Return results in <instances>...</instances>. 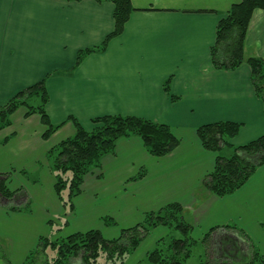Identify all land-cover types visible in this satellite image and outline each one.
Instances as JSON below:
<instances>
[{
	"label": "crops",
	"instance_id": "obj_1",
	"mask_svg": "<svg viewBox=\"0 0 264 264\" xmlns=\"http://www.w3.org/2000/svg\"><path fill=\"white\" fill-rule=\"evenodd\" d=\"M240 2L130 0L134 11L122 33L104 52L76 64L78 52L99 46L112 33L111 0H0V105L44 80L45 112L50 124L59 126L44 139L40 117L20 107L0 130V175H8L7 188L16 192L0 200L6 263L23 264L40 238L96 230L115 239L146 213L171 204L191 218L205 262H233L238 255L248 258L253 249L262 252L255 240L264 247V166L232 195L214 197L201 182L212 171L215 154L196 136L197 128L219 122L241 126L230 140L235 148L264 135L263 104L248 66L221 71L210 62L217 24ZM244 55L264 60V10L251 17ZM104 116L164 124L179 145L155 158L136 137L118 140L114 152L84 177L70 208L68 191L60 197L54 191L48 152L75 134L70 119L91 132V121ZM157 229L124 264L144 245L142 258L156 248L163 239L154 234Z\"/></svg>",
	"mask_w": 264,
	"mask_h": 264
},
{
	"label": "trees",
	"instance_id": "obj_2",
	"mask_svg": "<svg viewBox=\"0 0 264 264\" xmlns=\"http://www.w3.org/2000/svg\"><path fill=\"white\" fill-rule=\"evenodd\" d=\"M111 2L114 7L112 33L99 46L78 52L76 64L85 55L104 52L108 42L122 33L134 9L130 0ZM259 10H264V0H241L240 3L231 6L217 24L215 42L210 49V62L216 70L221 71H234L246 64L250 70L251 86L256 97L262 102L264 111V60L246 58L244 55L248 25L253 13ZM164 90L168 92L167 84ZM47 102L44 80L17 92L4 105H0V130L10 125V117L18 108L24 107L27 109V115L37 114L40 117L41 123L46 127L42 137L48 138L59 126L50 124L45 112ZM70 120L75 126V134L48 152L50 169L55 178L54 191L58 197L63 190L68 191L67 203L70 208L71 200L81 193L84 177L99 168L103 157L114 152L118 140L136 137L140 139L148 154L155 158L170 154L179 145V140L173 136L168 126L144 119L104 116L91 121L94 127L91 132L84 131L75 120ZM240 127L235 123L219 122L203 125L196 130L202 148L215 154L214 167L201 182L202 189L214 197L232 195L244 186L258 168L264 166V135L240 147L235 148L230 144V140L236 137ZM224 150L229 151V155H221ZM7 180V174L0 175L2 201H8L16 194L7 188ZM11 210L17 209L13 207ZM182 212L183 208L180 205L171 204L157 212L146 213L141 223L121 230L120 236L112 240L104 239L96 230L55 240L40 238L36 248L29 253L23 264H35L38 257L41 258L40 264H74L75 259H79L80 264H95L99 258L105 260L103 264H124L129 255L155 228L173 227L185 237L189 236L191 227L182 221ZM208 237L209 234L204 241ZM193 244L189 243L188 237L172 240L167 250L158 247L150 251L146 256L147 264H186ZM48 249L55 253L52 259L46 256L45 252ZM219 264H264V256L253 249L248 260L242 258L240 262Z\"/></svg>",
	"mask_w": 264,
	"mask_h": 264
},
{
	"label": "rangeland",
	"instance_id": "obj_3",
	"mask_svg": "<svg viewBox=\"0 0 264 264\" xmlns=\"http://www.w3.org/2000/svg\"><path fill=\"white\" fill-rule=\"evenodd\" d=\"M221 155H223V156L229 155V151L224 150ZM63 193H64V190L62 191V194ZM181 219L187 225H190L192 227L194 226L192 224V222H191V218L189 217L188 213H186L185 211L182 212ZM262 221H264V220H262ZM7 224L8 223H5V225H7ZM233 224L234 223H231V224H228V225L230 227H234ZM17 227H18V225H17ZM21 227L22 226H20V228ZM236 227L239 228L238 225H236ZM197 231H200V230H197ZM194 232H193V234H192V232H190L189 233V236L187 235V237L189 238V243H194V244L190 248V256L186 260V264H203L205 262V259H204V256H203L204 255L203 246L200 244L199 241L196 240V238H197V236H196V234H197L196 230ZM154 234L163 238L159 242V245L156 246V248L160 247L164 251L167 250V246L169 245V243L172 240H182V239H186L187 238V237H185L183 235L182 232H180L179 230H177V229H175L173 227H160V229H157L154 232ZM20 235H21V238H24L25 237L24 235L21 234V232H20V234H18V232H16V237L17 238H20ZM2 238L3 237L0 238V264H7L6 263V258H5L6 257L5 254H7L6 253L7 251L5 249L4 242H3ZM231 242L233 243V241H231ZM260 245H262V244H260L258 241L256 242V240H255V246L258 249H260V251H262L261 253L264 256V247L259 248V247H261ZM144 251H145V245L143 247H141V249H139V251H137V253H135V255H134V257L132 259H129L127 261V264H137V262H138V264H147L146 258L145 257L142 258ZM45 253H46V256H47L48 259H52V257H54V254H55L54 252H52L49 249ZM239 256H241V255L236 256L235 260L240 262L242 259ZM242 258L245 259L244 255L242 256ZM248 258H246V260H248ZM104 261L105 260L103 258H99L95 264H103ZM40 262H41V258L38 257L37 258V263H35V264H40ZM73 263L74 264H76V263H79L80 264V261H79V259H75V261H73Z\"/></svg>",
	"mask_w": 264,
	"mask_h": 264
}]
</instances>
